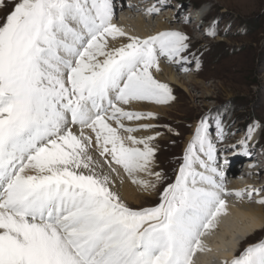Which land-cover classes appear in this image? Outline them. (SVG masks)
Instances as JSON below:
<instances>
[{"label": "snow or ice", "instance_id": "6c2138e0", "mask_svg": "<svg viewBox=\"0 0 264 264\" xmlns=\"http://www.w3.org/2000/svg\"><path fill=\"white\" fill-rule=\"evenodd\" d=\"M0 7L12 8L0 23V264H195L209 250L201 238L227 215L224 197L264 192L226 190L222 121H214V139L212 117L199 119L157 206L129 207L112 179L122 169L145 191L168 179L155 171L160 133L135 135L153 132L157 125L144 121L158 117L133 107L174 98L152 70L163 58L187 72L189 37L128 36L113 22V0H0ZM257 127L240 141L244 155ZM230 264H264V241Z\"/></svg>", "mask_w": 264, "mask_h": 264}, {"label": "rangeland", "instance_id": "374dc122", "mask_svg": "<svg viewBox=\"0 0 264 264\" xmlns=\"http://www.w3.org/2000/svg\"><path fill=\"white\" fill-rule=\"evenodd\" d=\"M10 2L14 0H5L6 4ZM113 2L116 14L113 22L122 27L125 33L137 36L134 34L137 19L149 18L146 26L150 35L158 33L155 31L158 22H165L167 27L160 32L180 31L189 37L190 44L188 53L185 54L189 60L184 65L189 69L187 72L178 64H169L163 58L160 61L161 66L170 68L175 73L185 89L182 86L169 85L174 98L167 105L161 107L158 105L154 111L149 107L151 103L140 102L142 106L145 104L143 107H148L140 112H152L158 117L156 120L144 122L153 123L157 127L151 133L140 131L135 135L160 133L154 142L158 149L155 171L161 172L168 179L157 184L148 194L142 189L145 196L139 199L138 204L129 203L121 197L123 201L136 210L155 207L160 203L165 187L175 180L176 170L181 163L180 158L194 127L204 116H211L213 119L211 134L214 139L217 135L215 119H220L228 132L225 140L217 144L221 150L219 163L225 172L226 188L237 180L239 185L250 182L247 186L251 189H264V0H113ZM152 4L160 7L159 13L146 12ZM192 8L206 9L204 21L197 22L199 18L195 14L192 15L190 12ZM11 11V7H0V23ZM186 18L193 22L186 23ZM210 29L216 31L215 37L207 35ZM197 59L200 61L198 68ZM152 71L154 75V69ZM249 125H258L253 139L248 141L249 147L253 148V155H256L252 160L243 157V147L240 144V141L245 139ZM168 128L174 129V132H169ZM257 141L258 145L255 146ZM225 149L227 151H223ZM248 162H254L253 166ZM117 172L119 175L114 173L112 176L118 179L119 185L130 190L139 189L122 169L117 168ZM256 182L257 187L254 188ZM247 186L245 190L249 188ZM138 192L140 191L134 193L135 196ZM261 198H264V192L261 196L254 195L252 200L236 198L232 201L236 204L246 202V205L257 206L261 205L256 202ZM262 241L264 230L250 238L248 243L242 244L241 253L246 249V247L243 249L245 245H248V248L251 246L249 244Z\"/></svg>", "mask_w": 264, "mask_h": 264}, {"label": "bare ground", "instance_id": "6f19581e", "mask_svg": "<svg viewBox=\"0 0 264 264\" xmlns=\"http://www.w3.org/2000/svg\"><path fill=\"white\" fill-rule=\"evenodd\" d=\"M205 10L206 9L204 8L197 10L195 13L196 17L198 18L202 17L203 14L205 13ZM115 17L116 14L114 13V18ZM147 20H144L143 18L137 19V22L134 25L136 31V33L134 34L137 35L135 37L143 38L150 35L149 29L146 26ZM198 20L199 19H197V22H200V20L199 21ZM165 24H166L165 22L163 23L158 22L157 25L155 26L156 27L155 31L159 33L161 30L165 29L167 27ZM127 35L134 36L132 35V33ZM109 40L111 42V38H109ZM121 42L126 43L127 42L126 37L118 38L116 46H120ZM154 75H155L154 77L162 83H166L171 86L172 84L182 86L185 89L184 85L180 83V80L176 77L175 73H173V71L170 68H165L160 64V71L157 72L154 69ZM143 106L141 105V103H137L134 105L133 110L142 111L148 109V107H143ZM157 106L158 105L151 103L149 107L151 110L154 111V109H156ZM159 106L161 107L162 105ZM142 135L144 136V134H139V136ZM243 152L244 150L242 151V153ZM247 160H249V158H247ZM248 163H250L249 164L250 166H253L254 164V162L253 163L248 162ZM112 179L116 183V190L119 192L120 197L122 198L124 197V199L126 201L128 200L129 203L138 204L140 203L139 199L142 198V196H145V194H143L144 191L138 185L136 186L139 189L138 190L132 189L133 190L132 191L130 189H127L126 187H123L121 184L119 185L117 178L112 176ZM249 183L250 182H247L246 184L245 182V184L239 185L237 184V180H236V182L232 184L229 188H226V190L228 192L243 191L246 189L247 185H250ZM117 185H119V187H117ZM253 187L254 188L257 187V182L254 183ZM248 189H251V187H249ZM136 191H140V192H138L135 196L134 193ZM149 191L150 190H147L145 191V193L148 194ZM224 199L227 205V209H226L227 215H221L218 218L216 227L210 230L205 236L201 238L202 243L209 250L204 252H198L194 257L195 264H225L226 261L229 264L232 261V259L237 257L236 251L238 250V247L242 248V243L246 236L252 238L256 234L264 230V206L262 205L249 206L245 204L246 202H244L243 204L241 203L236 204L235 201H232L233 199H236L234 195L225 196ZM249 239H247V241Z\"/></svg>", "mask_w": 264, "mask_h": 264}]
</instances>
